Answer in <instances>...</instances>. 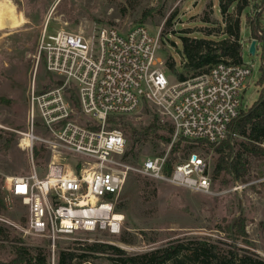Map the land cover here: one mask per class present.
Masks as SVG:
<instances>
[{"label": "built area", "instance_id": "2783aa9c", "mask_svg": "<svg viewBox=\"0 0 264 264\" xmlns=\"http://www.w3.org/2000/svg\"><path fill=\"white\" fill-rule=\"evenodd\" d=\"M161 47L160 32L144 24L50 32L47 23L43 29L35 57L57 83L45 90L34 80L30 85L27 128L17 132L30 170L7 177L6 189L23 199L28 229L49 238L53 251L61 237L98 228L120 231L124 215L114 224L116 200L133 166L123 131L106 127L112 117L150 104L171 122L175 140L215 146L230 137L232 123L250 108L244 99L254 63L223 57L208 71L173 80L158 55ZM259 144L264 148V136ZM38 145L48 155L43 173L35 159ZM167 164V156L160 155L137 169L194 191H211L212 177L199 154L170 172Z\"/></svg>", "mask_w": 264, "mask_h": 264}, {"label": "rangeland", "instance_id": "374dc122", "mask_svg": "<svg viewBox=\"0 0 264 264\" xmlns=\"http://www.w3.org/2000/svg\"><path fill=\"white\" fill-rule=\"evenodd\" d=\"M0 0V10L2 3ZM26 23L0 32V264H22L16 260L14 246H30L33 252L44 249L50 262L58 260L59 251L68 247L104 242L118 246L128 254L143 253L158 248L175 238H207L228 249L233 244L246 247L264 258V156H247L248 168L244 177L235 178L222 173L214 178L219 153L215 146L193 144L173 138L169 120L154 106L144 104L138 111L114 116L106 127L119 128L127 138V161L133 166L124 188L116 200L115 210L124 215L120 231L107 228L78 232L52 241L28 229L29 208L21 197L10 194L6 179L26 175L30 164L27 152L17 145L18 131L27 128L28 97L33 80L38 90L56 84L42 60L35 57L41 33L48 23L49 31L64 27L80 32L96 24L117 25L123 30L138 24L146 25L161 34L162 47L158 55L166 61V71L173 80L168 63L175 61L181 69L182 35L225 37V20L218 0H11ZM261 14L264 27V0H250L242 12V56L246 63H254L250 85L244 103L252 104L260 97L264 42L256 45V53L249 51L252 41L249 18ZM234 12V16H235ZM191 75V74H190ZM189 76V75H188ZM83 122L87 120L83 117ZM40 132V130H37ZM169 139V140H168ZM235 150L241 138L234 136ZM235 140V141H234ZM220 145V144H219ZM199 154L207 162L212 177L210 192L194 191L169 181L151 177L137 168L148 157L167 156V168L187 161ZM43 173L48 155L38 159ZM168 172V171H167ZM241 218L245 222L247 238L234 241L227 224ZM77 251H81L78 249ZM92 264H114L106 253H96Z\"/></svg>", "mask_w": 264, "mask_h": 264}, {"label": "trees", "instance_id": "16d2710c", "mask_svg": "<svg viewBox=\"0 0 264 264\" xmlns=\"http://www.w3.org/2000/svg\"><path fill=\"white\" fill-rule=\"evenodd\" d=\"M218 1L220 13L225 20V37L213 39L207 36L182 35L181 69H178L174 60L168 63L169 71H173L178 79L208 71L223 57H229L237 63L243 61L240 15L250 5V0ZM261 17V14H257L248 20L251 36L258 42H264ZM261 71L260 97L232 123L230 137L215 147L219 157L214 178L222 173L232 174L237 179L242 178L248 168L247 156H264V148L259 144L264 136V54ZM234 136L241 138L237 150V139L233 142ZM35 155L38 159L43 158L45 149L40 145L36 146ZM167 171L170 172L171 167ZM222 228L229 232L234 241H245L247 238L245 222L241 218ZM14 248L16 260L22 264H49L44 249L40 247L36 252L30 246L20 245ZM78 249L81 251H77ZM96 253H106L114 264H264V258L249 248L238 247L232 243L228 249H223L222 245L211 243L207 238L186 237L172 239L158 248L138 254H128L118 246L104 242L89 243L81 248L68 247L59 251L57 264H82L91 261Z\"/></svg>", "mask_w": 264, "mask_h": 264}, {"label": "bare ground", "instance_id": "6f19581e", "mask_svg": "<svg viewBox=\"0 0 264 264\" xmlns=\"http://www.w3.org/2000/svg\"><path fill=\"white\" fill-rule=\"evenodd\" d=\"M26 23L24 17L18 13L15 4L11 0H5L2 3L0 10V32H4L6 35L9 31H12L19 26ZM122 215L116 213L113 218L114 224L117 225V220L121 219Z\"/></svg>", "mask_w": 264, "mask_h": 264}, {"label": "water", "instance_id": "95a60500", "mask_svg": "<svg viewBox=\"0 0 264 264\" xmlns=\"http://www.w3.org/2000/svg\"><path fill=\"white\" fill-rule=\"evenodd\" d=\"M256 44H257V40L252 39L251 44H250V48H249L250 53H252V54L256 53ZM82 264H92V263L90 261H85Z\"/></svg>", "mask_w": 264, "mask_h": 264}]
</instances>
